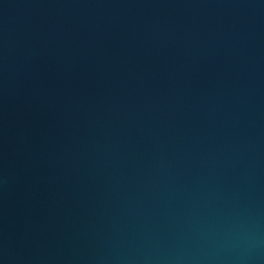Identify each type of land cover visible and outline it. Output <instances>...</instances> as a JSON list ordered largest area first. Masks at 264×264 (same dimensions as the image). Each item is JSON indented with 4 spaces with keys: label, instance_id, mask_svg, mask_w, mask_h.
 <instances>
[{
    "label": "water",
    "instance_id": "95a60500",
    "mask_svg": "<svg viewBox=\"0 0 264 264\" xmlns=\"http://www.w3.org/2000/svg\"><path fill=\"white\" fill-rule=\"evenodd\" d=\"M0 264H264V0H0Z\"/></svg>",
    "mask_w": 264,
    "mask_h": 264
}]
</instances>
